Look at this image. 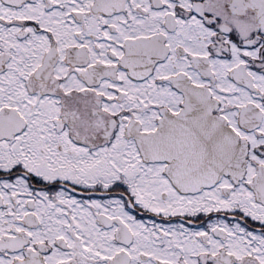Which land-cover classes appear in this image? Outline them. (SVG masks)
Here are the masks:
<instances>
[{
    "label": "snow or ice",
    "instance_id": "6c2138e0",
    "mask_svg": "<svg viewBox=\"0 0 264 264\" xmlns=\"http://www.w3.org/2000/svg\"><path fill=\"white\" fill-rule=\"evenodd\" d=\"M0 264H264V0H0Z\"/></svg>",
    "mask_w": 264,
    "mask_h": 264
}]
</instances>
